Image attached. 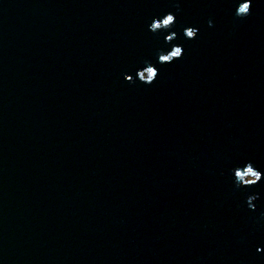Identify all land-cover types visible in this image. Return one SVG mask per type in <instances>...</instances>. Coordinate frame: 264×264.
<instances>
[{
    "label": "water",
    "instance_id": "water-1",
    "mask_svg": "<svg viewBox=\"0 0 264 264\" xmlns=\"http://www.w3.org/2000/svg\"><path fill=\"white\" fill-rule=\"evenodd\" d=\"M241 2L0 0V264H264V179L232 174L264 173V0Z\"/></svg>",
    "mask_w": 264,
    "mask_h": 264
},
{
    "label": "clouds",
    "instance_id": "clouds-1",
    "mask_svg": "<svg viewBox=\"0 0 264 264\" xmlns=\"http://www.w3.org/2000/svg\"><path fill=\"white\" fill-rule=\"evenodd\" d=\"M178 7V6H177ZM252 14V3L251 0H243L239 3L236 10L235 16L241 20L247 18ZM176 23V16L173 14H167L163 18H156L151 23L149 30L156 34L162 31H170L174 28ZM209 26H212V22L209 21ZM185 38L193 40L198 35V29L195 27H187L184 30ZM176 38V34L172 33L168 35L165 39L166 43H171ZM184 49L182 46H172L170 51L167 53L158 54V63L160 64H171L177 60L183 59ZM145 67L142 70H138L135 74V77L132 75H126L124 77L125 82L135 84L136 80L142 84L151 86L159 78V70L154 64L150 61H144ZM234 175L235 187L239 188H250L256 186L258 183L264 179V173L259 171L251 162H248L243 167H236L232 170ZM258 199L257 195H250L247 198V206L250 210L255 211L254 201ZM261 219H264V214L261 215ZM262 251V249H257V252Z\"/></svg>",
    "mask_w": 264,
    "mask_h": 264
}]
</instances>
